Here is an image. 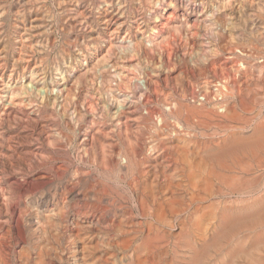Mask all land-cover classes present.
Here are the masks:
<instances>
[{
    "label": "bare ground",
    "instance_id": "obj_1",
    "mask_svg": "<svg viewBox=\"0 0 264 264\" xmlns=\"http://www.w3.org/2000/svg\"><path fill=\"white\" fill-rule=\"evenodd\" d=\"M65 2L64 12L68 14L72 9H76L80 13V5L81 2L83 4V0H65ZM125 11L130 13L129 16L140 15L141 18L146 19L149 28L145 23H143L144 26L140 25V21V24L133 26L139 31L136 36L134 34L135 37L129 34L111 40L114 39L111 37L114 31H112L111 21L115 19L113 24L117 22L116 17L122 15ZM97 12L98 18L95 20L104 26L107 33H110L106 43L109 48L108 46L105 47V49H108L99 61L108 60L107 58H110L112 54V48L122 51L123 53L119 52V54H122L121 59L127 58L132 62L128 63L129 65L126 68L127 64L124 65L118 61L121 70L112 74L118 76L119 81L122 80V87H126L127 90L130 87L131 91L134 88V93L130 96L128 94L131 91H122L120 101L117 98L119 104L114 112L116 114H114L109 106L103 105H105L104 102H112L114 91L119 92L121 90L119 88L120 84L116 86L117 82H114L115 87L110 83V74L103 73L105 77L100 74L101 83L99 85H102L103 96L98 115L108 119L113 117L114 114L115 119H124L119 128L128 130L125 128L129 124V115L142 108L141 110L144 113L140 111V116L145 122L144 128L146 129V132L137 136L135 141H129V147H127V142L130 136L128 138L124 136L127 138L126 141L120 135V143H116L110 149L112 151L110 158L112 163L110 162L108 165L107 175L113 176L115 190L120 198L126 196L117 184H121L127 177H140L143 184L135 182L136 187L133 189V194L136 200H140L141 197L146 198L144 200L147 208L144 223L148 236L146 243L156 235L158 230H162L163 233L161 234L158 251L150 252L146 251L147 246L145 243L139 244L136 242L137 238L134 234L127 235L120 227H114L110 230L99 231L95 238L96 241L90 242L91 244L81 240L82 245H78L75 244L76 239L69 238L66 242L67 245H65L67 249L61 252V256L59 255V258H57L58 260L51 258L50 255L49 257L41 256L39 262L34 264H264V0H98ZM49 14L53 15L51 11H49ZM30 18H33V16ZM28 20H30L29 17ZM75 22L76 26H84L88 23H85L86 21L84 22L81 18H77ZM21 23L22 25L26 24L24 21ZM37 23L39 24V22ZM145 32L148 33L144 35ZM36 43L40 44L41 42ZM67 43L69 42L67 41ZM79 43L81 42L79 41ZM89 45L86 44L84 48L75 50L77 51L75 57L80 61L81 66L85 65L83 66L85 72L91 71L93 67L97 68V63H99L98 60V62H95L97 57L95 53L96 45L94 43ZM86 55H88V58L85 57ZM155 56L158 57L156 60L159 63L158 65L152 63V66L154 64L156 66L153 67L156 68L149 65L150 70L143 69L144 63L150 64ZM25 57L27 56L25 55ZM137 59L143 61V64ZM62 61V63L65 62L63 57ZM89 63L90 66L88 67ZM74 66L76 65L74 64ZM69 67H71V64ZM39 68L41 69V67ZM123 69L129 70V72L125 70L128 73L124 76H122ZM53 71H58L56 74L59 79L65 81L64 90L60 88L62 85L56 87V89L51 88L49 93L43 95L42 98L46 103H53L55 101L53 96L58 93V96L63 97V91H65L64 112L65 115H70L69 112L73 108L69 110V105H71L73 93L77 91L73 92L77 77L74 81L72 74H69L70 72L66 76V72L57 66ZM101 71L99 68V73H102ZM142 71L145 75L143 78L139 77L142 75ZM31 72H33L32 69ZM99 73L97 72V74ZM113 75L112 77H114ZM38 76L40 75L38 74ZM7 78L9 79V77ZM170 78L171 80L168 82ZM24 80L26 81V79ZM106 80H108V84L105 83ZM161 82L166 87L160 88ZM4 84L2 83V85ZM21 87L23 88V85ZM34 87L31 84L30 91H28L29 87H25L24 92L18 91L19 98H17L21 102L23 100L33 102L35 100ZM17 88H11L10 86V90L7 89L13 95ZM95 88L97 90V86ZM98 91L100 90L96 92ZM29 92L31 95L24 97L23 93L27 95ZM148 92L154 94L153 100L148 97L149 94L144 97ZM89 94L90 96L93 95ZM83 96L80 98H83ZM132 97H137V101H133ZM58 99L56 98V100ZM64 99L62 98L61 101ZM154 100L155 103L161 106V108L158 107L160 109L151 105ZM72 103L75 104V100ZM84 104L86 105V103ZM114 104L117 103L114 101ZM57 106H59L58 103ZM86 106H90L87 111L90 116L94 117L97 112L93 108V104L90 103ZM24 107L28 106L25 105ZM61 107L63 108V104H61ZM43 114L45 115V113ZM136 115L139 116L137 113ZM73 118L71 117V119ZM64 120L66 125L71 126V121L66 118ZM75 120L76 122L80 121L78 118ZM76 128L78 132L82 129L78 124ZM128 128L131 130V127L128 126ZM171 146H173L175 154V159L174 157L172 159L175 162L173 167L175 177L162 185H157L151 180L148 169L146 170L147 173L142 174V170L148 166L144 167L143 163L151 156L161 154L160 151H166ZM165 153L167 154V152ZM106 160H102L104 164ZM168 171L170 170H166V172ZM166 177L169 178L167 175ZM110 189L113 188L110 186ZM140 192L144 194L139 195ZM170 193H177L176 197L180 194L184 198L178 199ZM97 194L94 187L85 188L80 193L82 197ZM113 196L115 195L113 194ZM20 210H22V207ZM25 217L27 218V216ZM134 223L135 221L132 224ZM67 224L70 223L67 221ZM50 226L54 225L50 224ZM63 228L64 226H62ZM74 229L76 231V228ZM54 231L56 230L54 229ZM77 232H80V230ZM72 235L74 234L72 233ZM85 235L87 236V234ZM1 237L0 263L8 264L10 253L8 254L7 247L9 245L8 239L11 236L8 239L4 235ZM77 240L79 239L77 238ZM38 246L41 247L39 244ZM43 247L45 248V246ZM55 253H57V250Z\"/></svg>",
    "mask_w": 264,
    "mask_h": 264
},
{
    "label": "rangeland",
    "instance_id": "obj_2",
    "mask_svg": "<svg viewBox=\"0 0 264 264\" xmlns=\"http://www.w3.org/2000/svg\"><path fill=\"white\" fill-rule=\"evenodd\" d=\"M0 3H1L0 4V75H1L0 76V97L2 96L1 97L2 99L0 100L1 102L0 103L1 104L0 105V234H1L0 237L4 235V237L7 236L6 238L8 239L10 238L9 236H11V238L8 239L9 245L7 249H8V254L10 253L9 255L12 257V259L9 256L8 264H16V263L17 264H22V263L23 264H34V263L39 262V258H41V256L49 257V255L51 258L56 260L57 258H59V255L61 256V252L67 249L65 245H67L66 242L68 241L69 238H73L76 240L78 238L79 240L77 241L75 240L76 242L75 244H78V245H82L81 244L82 241H84L85 243H90L92 241L95 242L96 241L95 238L97 237V234L99 231H102V230L104 231L106 229L110 230L111 228H114V227H120L123 231L126 232L125 234L127 235L134 234L137 238V241H136L137 243L146 244L147 246L146 251H150V252L158 251L157 249L159 248L160 238H161V234L163 233V231L158 230L155 236L156 237L159 236V237L157 239L155 236L151 237V240H153V242H151L150 240L146 243L147 238H148L147 233H146L145 224H144L146 221L145 214L147 210V208L145 207L146 205L144 204L145 203L144 200L146 198L141 197L140 200H136V197L133 194V189L136 187L135 184L137 182H140V184L142 185L143 181L140 179V177L136 176V178L127 177L122 181L121 184L118 183L117 185H119V188L122 191H124L123 193L126 196V197L122 196L120 198V196L118 195V193H116V190H115L113 176L107 175V170L109 167L108 165L110 162L112 163V161L110 160L112 156V151L110 149L116 143L118 142L120 143V140H119L120 135H122L123 137L125 136L127 138L130 136L127 142V147H129L130 145L129 141L130 142L133 140L135 141V138L137 136L143 135L146 132V129L144 128L145 122L141 119V116H140L141 115L140 111H142L141 110L142 108L137 110L136 112H133L131 115H129L130 119L128 122L130 125L128 124L126 126L127 128H125L128 130L119 128L123 124L124 119L118 120L114 118L115 117L114 114H116L114 112L121 99L120 94L122 93V91H126L127 89L126 87H122L123 85L122 80L119 81L120 78L118 76H114L112 73L115 71L121 70L120 65L118 64V61L121 64H124V65L127 64L126 68L129 65L128 63H131L132 61H130L127 58L124 60L121 59L122 54H119V52L120 53H123V52L116 48H112V54L110 55V58H107L108 60H105L102 62L99 61V59H101V57L105 54L106 50L109 48L107 44L108 48L105 49V47H107L106 43L110 37L109 36L110 33H107L104 26L97 23V20H95L98 18V12H97L98 0H83V4L81 2V5H80L81 10L79 9L80 13L77 12L76 9H72L71 11L68 12V14L67 12H64V9H63L65 8V5H66L65 0H0ZM49 11H51V13L53 14L52 16L49 14ZM129 14L130 13L128 11H125L122 13V15H118L116 17L117 22H115L114 24L113 22L115 21V19L112 21L110 19L112 23V31L114 30L113 35H111V37L114 39H111V40H116L117 37L121 38L122 36L129 35V34L132 37L134 36V34L136 36V34H138L139 31H137V28H134V27L140 23H141L140 25L142 26H144L143 23H145L147 24V27H148L149 23L147 22L146 19L141 18L140 15L133 17L131 15L129 16ZM32 16L33 18H30ZM28 17L30 20H28ZM77 18H81L82 20H84V22L86 21L85 23L87 22L88 23L84 26H76L75 21L77 20ZM137 20H138V23L136 24ZM23 21L26 23L25 25H22L21 22ZM37 22H39V24ZM127 22H130L131 24L133 22V24L132 25L129 23L127 24ZM147 33L148 32H145L144 35H146ZM23 35H25L24 36L25 39L23 38ZM78 39L81 43L77 41ZM33 40L34 42H32ZM25 41L26 43L27 42L28 43L26 44ZM67 41L69 43H67ZM36 42L38 43L41 42V43L37 44ZM92 43H94L97 47L95 53L97 54L98 59L96 57L95 62L99 61V63H97L98 64L97 68L93 67L91 71L85 72L86 71L85 67L83 68V66L85 65L81 66L80 61L76 59L75 56L77 55V51L75 50H77V48H82V47L84 48L86 44L88 46L89 44H92ZM177 52L179 51L177 50ZM25 55L27 57H25ZM62 57L65 61L64 63H62L63 62ZM85 57L88 58V55H86ZM157 58L158 57L155 56L153 58V60L155 61L151 60L150 64L144 63L143 69L145 70L147 69L148 71L150 70L149 69L150 66L152 68H156V67H153L156 65L153 64L152 66V63H155L158 65L159 62L156 60ZM137 60H139V62L141 61L140 59H137ZM140 63L143 64V61H141ZM70 64H71V67H69ZM72 64L73 65L75 64L76 66L73 67ZM55 65L59 67V69L66 72L65 73L66 76L70 72L69 74H72L71 76H73V80L77 77V80L76 81L74 80L75 85H74L73 92L76 90L77 91L76 93H73V99H71V103H70L71 105H69L70 107L69 110L73 108L70 110L71 112H69L71 113L70 115L69 114L65 115V112H64L65 111L64 110L65 109L64 108L65 91H63L64 90L63 87H65V81L59 79V77L56 74V72L58 71H53L54 68H56ZM110 65H113V66H110ZM147 65L148 66L150 65V66L148 67ZM89 66H90V63L88 64V67ZM39 67H41V69ZM99 68L102 70L101 71L102 73H99ZM31 69L33 70V72H31ZM76 70L78 71L80 70V71L78 72ZM125 70L129 72L128 69H123L122 76L128 73ZM24 71L29 74L27 75ZM143 71L141 73L142 75L139 76L141 78L145 76L143 75ZM97 72L99 74H97ZM32 73H35V74L31 75ZM103 73H107L108 75L110 74L109 77L111 76V78L109 79H110L111 85L118 86L119 84L120 85L122 84L121 87L119 85V88L121 89L119 92L114 91V98L112 102H109V103L104 102L105 105L103 106H106V105L109 106L110 110H112V112L114 113V114L112 113L113 117L108 118V119L104 118L102 115H98L101 99L103 96L102 95L103 93L101 91L102 85L101 84L99 85V83H101L100 74H103ZM38 74L40 76H38ZM104 75L105 74H103V76ZM112 75L114 77H112ZM122 76L121 78H123ZM7 77H9V79ZM29 77L31 78L30 80H29ZM39 77L42 79H40ZM21 78L23 80H20ZM24 79H26V81ZM170 80L171 78L168 80V82ZM85 82L87 83L85 84ZM114 82L115 83L117 82V83L115 84ZM2 83L3 84L5 83L4 84L5 86L2 85ZM105 83L108 84V80H106ZM31 84H32V87L35 86L33 88L35 100L33 102H27V100L25 101L23 100L21 102V100L18 99L19 98L18 91L24 92L23 89L25 87H29L28 91H30ZM9 85L11 86V88L19 87L15 89V91L13 92V95L9 91L10 90ZM22 85H23V88L21 87ZM60 85H62V87H60ZM95 85L97 86V90H100V91L96 92L97 90L95 88L96 87ZM43 86H44V89H43ZM80 86L82 87L80 88ZM47 87L48 88L50 87V89H48ZM56 87H60L61 89L63 88L62 90L64 92V93L62 92L64 94V95L62 94L63 97L61 95H59L61 96L59 97L57 93L53 96L55 98V101L53 103L51 102L46 103L44 98H42L43 95L49 93V90H51V88L56 89ZM163 87H166V86H163V83L161 82L160 88H163ZM5 89L7 91H4ZM133 89L131 91V88L129 87V90L127 91L129 92L131 91V92L128 94V96L134 93ZM89 93L91 94L94 93L93 94L94 96L93 95L90 96ZM82 94L86 96H83ZM147 94H149L148 97H151V100H153L152 97L154 94L148 92L144 95V97H146ZM23 95L24 97H29L31 93L29 92L27 93V95L23 93ZM82 96L83 98H80ZM56 98L57 99L60 98V99L56 100ZM62 98L64 99L63 101H61ZM76 98H79L78 99L79 101ZM117 98L119 99V101L117 100ZM74 100H75V104L72 103L74 102ZM132 100L137 101V97H132ZM13 101L14 103L12 104ZM114 101L117 104H114ZM57 103L59 104V106H57ZM84 103H86V105L90 103L93 104L94 107L93 106L92 107L95 108V111L97 112L94 117L90 116V114L87 111V109L90 108V106H86ZM61 104H63V108L61 107ZM25 105L28 107H24ZM80 105L82 109L81 107H79ZM151 105L152 106L154 105L153 107L155 108H158V107L161 108L159 104L155 103V100L152 101ZM31 106H33L32 107L33 109L31 108ZM79 111L80 113H78ZM142 112L144 113V111ZM43 113H45V115ZM81 113L83 114L82 116H81ZM136 113L139 114V116H137ZM71 117H74V118L71 119ZM65 118L71 121L70 122L71 126H68L65 124L64 122ZM76 118L80 119V121L76 122L75 120ZM77 124L79 127H82L80 132H78V129L76 128ZM128 126L131 127L130 128L131 130H129ZM125 137H124V140L127 141V138ZM51 139L53 140L51 141ZM173 146H171L170 148H167L166 151H163V152L160 151L161 154L158 153L154 156H151L149 159H147L143 163L144 167L147 165L148 166L146 169L142 170L143 172L142 171L140 172H142V174L147 173L146 170L148 169L149 170L148 174L151 176V180L155 182L157 185H162L166 183L168 180L174 179L175 177V173L173 172V167H174L175 162L174 160H172L173 157L175 159ZM165 152H167V154ZM104 159H107L105 164L103 163L104 161H102ZM151 164H152V167H151ZM166 170H170L171 172L170 171L166 172ZM162 171H164L165 173ZM161 172L163 173V176ZM166 173H168L169 175ZM165 174L169 178H167ZM99 179H102V180L99 181ZM109 185L113 189H110ZM91 187L95 188L96 194L98 193L97 195H93L89 197H82L80 195L83 189L91 188ZM113 194L115 196H113ZM142 194L144 193L140 192L139 195H142ZM171 195L172 196L175 195L174 197H176L177 193H174ZM179 195L180 194H178L177 196L178 199L184 198L182 195H180L181 197ZM141 200L142 202L140 203ZM21 207H22V210H20ZM25 216H27V218ZM131 220L132 222H130ZM67 221L71 225L70 224L68 225ZM133 221H135L134 224H132ZM54 222L56 223L58 227L55 225ZM50 224H53L55 227L50 226ZM105 225L107 226L105 227ZM62 226H64L63 229H62ZM73 227L76 228V231ZM65 228H68V229H65ZM54 229L56 231H54ZM78 229L80 230V232H77L79 231ZM72 233L74 235H72ZM84 233L87 234V236ZM56 234L58 235L56 236ZM70 235L72 236L70 237ZM50 239L51 241L49 242ZM54 239H57L55 240L56 242L54 241ZM44 242L47 245H44L45 244ZM38 244L41 247H39ZM43 246H45L46 249ZM54 248H57L56 249L57 253H55L56 250ZM148 248L151 250H149ZM34 250H37V251H34ZM38 253L39 254L41 253L42 255L41 254L39 255ZM25 254H27L28 256H26ZM0 264H3V263L1 262Z\"/></svg>",
    "mask_w": 264,
    "mask_h": 264
}]
</instances>
